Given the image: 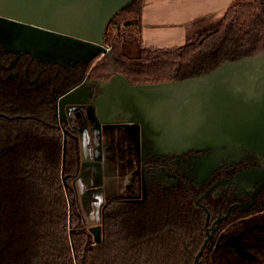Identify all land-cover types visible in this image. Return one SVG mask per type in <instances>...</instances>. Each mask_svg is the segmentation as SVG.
I'll use <instances>...</instances> for the list:
<instances>
[{"label":"trees","instance_id":"1","mask_svg":"<svg viewBox=\"0 0 264 264\" xmlns=\"http://www.w3.org/2000/svg\"><path fill=\"white\" fill-rule=\"evenodd\" d=\"M144 2L134 0L111 20L109 53L79 62L67 78L65 68L33 60L26 62L29 79L20 61L16 79L0 82V264H196L208 236L207 212L197 205L199 192L192 186L155 183L145 201L111 197L101 238L94 239L73 185L80 171L69 137L63 171L56 102L84 80L99 89L116 72L133 85L166 83L263 54L264 0H234L219 22L165 49L143 46ZM218 251L207 247L200 264H215Z\"/></svg>","mask_w":264,"mask_h":264},{"label":"water","instance_id":"2","mask_svg":"<svg viewBox=\"0 0 264 264\" xmlns=\"http://www.w3.org/2000/svg\"><path fill=\"white\" fill-rule=\"evenodd\" d=\"M133 2L0 0V27L12 33L3 35L0 41L30 54L80 43L82 49L92 50L91 56L69 64L51 63L89 62L110 52L105 40L107 28ZM89 85L82 83L63 95L59 101L61 116L80 105H94L92 111L99 125L114 123L136 130L143 159L149 151L182 155L213 149H226L223 153L245 150L264 159V53L225 61L207 75L166 83L133 85L116 72L101 84L103 93L93 101L89 100ZM65 162L66 156L63 167ZM258 174L264 178L259 172L246 175L256 180ZM145 180L143 200L147 194ZM91 231L99 240L101 226ZM211 238L209 235L198 253L196 264H200Z\"/></svg>","mask_w":264,"mask_h":264},{"label":"flooded vegetation","instance_id":"3","mask_svg":"<svg viewBox=\"0 0 264 264\" xmlns=\"http://www.w3.org/2000/svg\"><path fill=\"white\" fill-rule=\"evenodd\" d=\"M2 28L0 27V36L12 35L10 32H3ZM33 60H38L45 65H59L62 67L60 72L65 68V71H63L65 72V78L70 76V70L68 69L77 66L79 63L75 65H60L44 62L34 54L10 50L3 41H0V82L15 80L21 71L18 68L19 62L22 61L26 64V62L31 63ZM29 67L30 64H26L23 67V72L27 79L30 78ZM65 78L63 79L65 80ZM36 81L37 77L30 82L35 83ZM82 83H90L88 86L91 92L90 101H93V99L103 93L102 87L100 86L98 89L93 81L84 80ZM63 95H60L56 102L59 125L64 132L63 165L68 149L69 137L75 144L78 169L81 174L84 159L83 150L85 148L84 136L89 133L91 136L94 127L100 126L99 140L103 154L110 151L117 163H120L125 170L121 183L124 186V191L121 194H113L107 198L101 210V224L104 217V207L111 197H122L132 201H145L147 199L143 200V182L145 179L147 194L150 186H153L155 183L162 184L165 187L177 185L192 186L199 192L197 205L207 212L205 226L208 236L206 240L209 238V235H212L207 247L211 251L218 249L219 251L216 255L218 254V258H221L225 262L228 261L229 255L232 252L238 250L250 255L249 259L246 254L247 257H243L240 260L241 264H264V178H259L260 175L258 174L256 180H251L246 175L249 171L264 173V159L259 154L249 153L245 150L236 151L234 149V151L225 153L222 151L226 149L202 150L198 152L188 151L183 152L182 155H159L153 151H149L145 159H143L141 149L139 148L140 139L135 133V129L114 123L99 125L100 122L96 120L97 115L92 111L94 105L91 106L90 104L80 105V107L70 110V112L66 110V115L61 116L59 101ZM125 128L131 130L134 135L131 132L130 136L124 139V142L121 144ZM105 131L111 133L109 139L104 137ZM131 136L133 137L131 138ZM134 137L137 139V144L134 143ZM66 141V153L64 156ZM150 154H153L154 160L148 163ZM64 169L65 167H63V171ZM80 174L75 178L73 183L77 199L76 182ZM65 181L66 179L64 178ZM79 204L81 207L80 200ZM100 226L101 238L102 225ZM89 230L91 231L90 228ZM91 233L95 237L92 231ZM246 234L248 235L245 236Z\"/></svg>","mask_w":264,"mask_h":264},{"label":"crops","instance_id":"4","mask_svg":"<svg viewBox=\"0 0 264 264\" xmlns=\"http://www.w3.org/2000/svg\"><path fill=\"white\" fill-rule=\"evenodd\" d=\"M233 1L145 0L142 14L144 48L165 49L184 45L190 35H194L195 31L206 25V22H199L200 20L209 21L212 18L222 17ZM99 128L100 126H95L91 136L90 133L84 136V159L80 177L76 182L77 193L79 194V190L82 192L86 208L88 202L87 210L94 211L95 215H98L96 221H92L90 225L86 224L88 228L101 225V210L107 198L124 191L121 183L125 170L120 163H117L110 151L103 154ZM97 174L100 176V186L95 182Z\"/></svg>","mask_w":264,"mask_h":264},{"label":"rangeland","instance_id":"5","mask_svg":"<svg viewBox=\"0 0 264 264\" xmlns=\"http://www.w3.org/2000/svg\"><path fill=\"white\" fill-rule=\"evenodd\" d=\"M223 17V16H222ZM222 17H218L216 19H210L209 21H202L200 20L199 22H206V27L209 26V24H213V23H217L219 22ZM215 18V17H214ZM204 26V28H205ZM192 35H190V37H192ZM4 37L3 35L0 36V38ZM189 37V38H190ZM6 47L10 50H18L16 49L14 46H12V44L10 45L7 41L5 43ZM82 46L80 43H72L71 46H64V47H60V48H54V49H47V50H41V51H34L32 54H34L37 58L43 60L44 62H63L65 64H69V63H73V62H77L79 60H83L84 58H87L89 56L92 55V50H85V49H82ZM137 48V47H136ZM136 48L133 47L131 48V51H133V53H136ZM19 52H24L22 50H18ZM131 130H129L128 128H125V130L123 131V141H121L120 143L122 144L124 142V139L128 138L131 134ZM132 135H134V133L132 132ZM133 136H131L132 138ZM134 139V143L137 144V139L136 137L133 138ZM95 182L97 185L100 186V176L97 174V177L95 179ZM98 186V187H99ZM103 189V187H101ZM78 198L80 200V203L82 205V210H83V215L85 217V222L87 225H90L92 223V221H96L97 219V214L95 215V212L94 211H90V210H87L88 209V202H87V208H86V201L84 200V196L82 194V192L79 190V194H78ZM90 204H93V202H90ZM88 211V212H87ZM90 229L92 227H89ZM94 239L96 240V238L94 237ZM246 252H239L238 250L236 252H232L230 255H229V258H228V261H223L221 258H218L219 255L217 254L216 256V261H215V264H241L240 260L243 259V257H247L248 255V258L250 259V255L247 254Z\"/></svg>","mask_w":264,"mask_h":264}]
</instances>
